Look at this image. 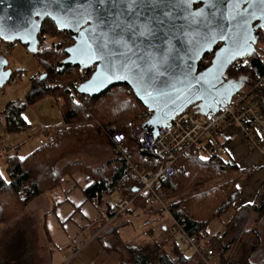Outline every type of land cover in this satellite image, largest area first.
Segmentation results:
<instances>
[{
    "label": "trees",
    "instance_id": "obj_1",
    "mask_svg": "<svg viewBox=\"0 0 264 264\" xmlns=\"http://www.w3.org/2000/svg\"><path fill=\"white\" fill-rule=\"evenodd\" d=\"M47 25L51 26L48 21L43 22L38 36L39 44L44 42L42 39L50 29ZM51 30L57 33L54 26ZM258 33V43L263 42L264 46V29ZM60 42L63 44H59L57 46L58 50L54 51L50 50V46L41 44L42 48L38 49L34 55L50 75L55 76L56 74L59 76L66 72L76 74L77 71H80L79 80L70 85L73 89L60 85V83L51 84L52 79H38L35 82L34 77H30L29 86L25 92V101H9L2 111L6 129L8 131H19L27 127L21 116L26 104H30L45 95H54L55 98L62 101L60 105L62 122L59 126H54L56 136L54 142L40 144L24 157L17 154L12 157H5L8 162L7 180L0 176V198L3 195V201H0V224L9 219L11 215L13 216L21 211L27 202L38 196L42 190H52L59 187L64 179L63 177L65 176L64 180H66V177L73 174L77 169L84 171L91 179V182L83 188V195L86 200L91 201L96 206L101 205L105 197L115 190L119 191L120 196L132 198L131 206L120 215L122 217L127 213H135V209H143L147 201L151 202L147 193L137 194V191H133L134 188L139 189L141 187L138 178L126 176L129 160L132 159L141 166H145L147 164L145 156H148L149 159L151 153L140 148L136 142L132 141L130 143L131 156L126 160L113 151L111 143L112 134L120 131L126 132L133 128V123L138 119L142 109L141 104L134 98L131 90L123 84L111 86L96 96L79 94L76 91V86L92 72L91 68L79 70L78 66L62 65V59L46 68L47 62L55 61L53 59L54 54L63 52L66 43L64 41ZM211 55H204L199 62V70L209 64ZM206 60L208 62H205ZM244 61H247L246 65L243 63ZM245 71H247V74H244ZM263 71L264 67L259 58V53L255 51L254 54L247 56L245 59L233 62L228 67L226 76L227 79L244 78V84L239 89L241 90L245 86L253 84ZM15 72H17V69L12 70L11 76L15 75ZM231 72L233 74L229 77L228 75ZM256 92L260 109L264 113V86L257 87ZM131 120L133 121L131 122ZM85 141L105 143L111 148L114 157L112 162L116 165L113 166L114 170L111 175L107 176L104 171L99 172L101 168L82 167L80 163L75 162L65 166L72 167L71 171L61 172L63 177L60 175L59 178V169L55 167L58 157ZM201 143L203 144V142ZM200 152H203L204 156ZM32 157H35V161H33L31 169L25 170L23 161L25 159L31 160ZM200 157H207V159L201 160ZM13 159H15L14 162H12ZM103 165H106V162ZM176 166V171L160 185L166 198L170 194L173 195L172 203L168 206L172 211H175V217H183L189 233L196 234L204 243L211 244L218 251L221 264H225V262L226 264L246 263L249 253L256 248L255 239L257 234L255 230H253L254 232L252 230L243 231L240 232V236H237L240 241V246L237 249L241 251L238 261L229 257H227L228 260L226 257L223 259V255L228 254L235 241L224 242L223 234L215 236V239L212 235L206 238L207 223L211 219L220 217L223 211L235 202L239 192L236 186V178H228L223 180L221 184H213L207 188H201L199 191H194L202 183L236 170L237 165L233 161L223 158L219 154L218 148L213 143L207 142L204 146L201 144L195 146L186 156L179 158ZM97 167H101V165ZM41 170L43 171L40 172ZM182 193H188V195L177 197ZM112 203L108 205L110 206ZM253 212L258 215L264 213V198L253 207ZM99 216L107 220L104 215L99 214ZM149 216L151 215H144L143 218ZM118 226L121 225H117L110 230L109 236L111 235L113 239L115 238L121 242L117 243L122 244H117V247H114L115 251L121 255L119 264H205L196 252L189 250L190 253H185L180 249L181 245L176 236L170 226L166 225L164 228L162 219L161 225L157 226V230L162 232V238L140 246L125 244L118 234ZM242 234H250L253 237L251 239L248 237L241 238Z\"/></svg>",
    "mask_w": 264,
    "mask_h": 264
},
{
    "label": "rangeland",
    "instance_id": "obj_2",
    "mask_svg": "<svg viewBox=\"0 0 264 264\" xmlns=\"http://www.w3.org/2000/svg\"><path fill=\"white\" fill-rule=\"evenodd\" d=\"M49 27V25H47ZM50 28V27H49ZM51 29V28H50ZM49 29V31H50ZM48 31L47 34L44 35L42 41L40 42L38 49L42 48L41 44H44L45 46H50V50H58L57 46L59 44H63L60 41H64V43H67L66 36L60 35L58 33H55L53 30L50 32ZM263 42H259L256 44L255 49L261 48L263 46ZM64 52H57L54 54L53 59L54 62H47V67H49L51 64L54 65L55 62L60 61L64 57ZM212 55L210 56L209 62L206 60L205 62L210 63ZM6 58L8 60L9 68L12 70H16L15 77L16 81L14 85H11L9 83H5V85L0 89V128L3 125V119H2V111L6 106V103L9 101H19L24 102L25 101V92L28 89L29 86V79L30 77H34V81L36 82L38 79H52L51 84L60 83V85H64L65 87L69 89H73L72 85L73 83H76V81L79 80L80 71L76 72V74L71 73H64L62 75L55 76L50 75L48 71L44 70V66L38 61V59L35 57L34 54H31L25 46L19 45L14 48L10 54L6 55ZM45 73L44 78H40L42 74ZM232 72L229 77L232 76ZM242 74V73H241ZM244 74H247V71L244 72ZM78 75V76H77ZM90 75V74H89ZM88 75V76H89ZM77 76V77H76ZM87 76V77H88ZM86 77V78H87ZM85 78V79H86ZM54 95H45L42 97L37 98L30 104H26L24 107V110L22 111V118L24 120V123L26 124L25 129H21L19 131H8L7 129L0 130L1 137L4 138L5 143L11 144L13 142L14 144H18V146H21V150L18 153V156L24 157L27 155L30 151L33 150L34 147H36L37 144V138L41 137L43 138V134H39L38 131L42 127H48L52 129L53 126H59L62 122V114L60 111V105L62 103L61 100H58V103L55 101ZM138 111V110H137ZM134 120V119H133ZM131 120V122L133 121ZM228 128H222L220 131H218L215 134L212 135H206L205 141L208 140L210 143L215 144L216 141H220L221 134L223 136L225 134H228ZM123 132V131H120ZM56 137V136H55ZM108 148L111 150V148L108 145H105V143H98V142H92V141H85L79 145H77L74 149L67 150L66 153L60 155L57 159L55 167L59 169L58 177L63 172H70L71 168L70 166H67L70 163H80L82 167H96L101 168L99 172L104 171L106 172L107 176L111 175V172L114 170L113 166L115 165L114 162H112L113 154L107 153L104 151V149ZM18 152V151H17ZM16 152V153H17ZM14 154H10L9 156L12 157ZM227 155V154H226ZM260 155V154H259ZM8 157V156H7ZM35 157H32V159H25L23 161V166L26 169H31L33 161ZM15 159L12 160L14 162ZM106 162V165H103V163ZM263 163V165H262ZM101 167H97L100 166ZM7 166L8 162L6 161L5 157H1L0 159V175L2 178H5L7 180ZM116 166V165H115ZM240 169L235 173L233 171L229 173H225L223 175H219L218 177L211 179L209 181H206L202 183L201 186L198 187L196 190H200L201 188H207L213 184H221V182L225 179L231 178L232 176H240L238 177H232L236 178L235 181H237L236 186L239 189H243L246 185H249L250 179L254 181L255 174H253L255 171H246L243 170L245 168L243 163L238 164ZM65 167V168H64ZM259 171L263 170L262 180L257 184L256 188L257 191L253 190V187H250L249 192H252L249 195L242 196L237 199L238 196H236L235 202L232 204V206L227 207L223 213L222 217H217L214 219H211L206 226V232L207 237L209 236H220L223 234L222 238H225V241L229 238L230 240H233V250L231 252H228V256L230 259L234 258L233 260L238 261L239 256L241 255V251L238 250L240 246V241L237 239V236H240V232L243 231H256L257 237L255 239L256 242V248L254 251L249 253L248 258L246 260V263L244 264H264V213L262 215H258L256 212L251 215V218L249 221L244 225L240 226L237 225L238 220L233 218L232 212H234L233 207L237 206H246V208L251 209L253 212V207L258 204L260 200L264 198V160L259 163L258 165ZM78 170V169H77ZM76 170V171H77ZM41 170L40 172H42ZM62 172V173H61ZM248 175H251V177H248ZM62 176V175H61ZM63 177V176H62ZM61 177V178H62ZM246 177H248L246 179ZM60 178V177H59ZM57 178V179H59ZM65 179V176L63 177ZM67 178V177H66ZM63 179V180H64ZM62 180V182H64ZM61 182V183H62ZM50 190H42L41 193L29 200L25 207L15 215H11L9 219H6V221L2 222L0 224V257L4 258L5 261L8 264H18L16 260L19 258V252L18 249L29 247V245H23L25 239L32 238V241H36V248H37V254L36 259L32 263L33 264H44L47 259V245L46 240L47 236L44 235V231L41 228L43 215L41 213V208H45L47 205V197L49 196ZM55 191V189H54ZM52 191V192H54ZM240 191V190H239ZM114 193H117L119 195V191L115 190ZM112 192V193H113ZM110 194L105 197V202H111L113 199H115V194ZM124 195V194H122ZM188 195V193H182L177 195L184 196ZM47 196V197H46ZM176 196V195H175ZM174 196V197H175ZM2 198H0V201H3V195H1ZM173 200V195L170 194V196L167 198V204L170 205ZM104 202V203H105ZM146 205L143 206V209H135V213H127L122 216L116 217L114 220H112L109 224L102 226L101 229H99V234L92 235L91 229L87 227L85 229V236L82 244H78V251L72 256V249L69 250L67 253H65V262L63 264H119L121 260V255L119 252L115 251L114 247H117V244H120L121 242L113 239L112 236H109L110 230L118 226V234L122 241L125 244H133V245H144L146 243H151L152 241H158L162 238V232L160 230H157V227L151 229L147 236H143L140 231L137 229L136 225L137 223L144 217L145 211H148L151 209L150 215H161L163 214L162 211L158 208V205L147 201L145 203ZM254 204V205H253ZM38 209H36V208ZM169 207V206H168ZM233 209V210H232ZM245 208H243L244 210ZM158 210V211H157ZM149 212V211H148ZM147 212V213H148ZM225 212H229L226 213ZM162 217V216H161ZM231 219V221L227 224V220ZM99 220H102L100 218ZM123 220V221H122ZM12 221L11 223H8L4 225V223ZM236 221V223H235ZM37 224L36 229H29L30 223ZM162 222L167 223L168 220L165 217H162ZM3 224V225H2ZM3 226V227H2ZM254 232V231H253ZM125 235L124 237H122ZM217 234V235H213ZM252 238L253 235H247L242 234L241 238ZM205 238V239H206ZM201 240V239H200ZM74 243V240L71 241ZM120 242V243H117ZM122 242V243H123ZM201 242L203 244H207L209 247H212L209 243H204L202 240ZM211 243V242H210ZM30 247L33 249L35 245H30ZM213 248V247H212ZM180 249H182L185 253H189V251L184 247L180 246ZM15 251V252H11ZM218 252V251H217ZM231 255L229 256V254ZM71 255V256H70ZM69 256V257H68ZM226 257V258H227ZM225 256L223 257V259ZM228 258V259H229ZM70 259V260H69ZM210 261H212L210 259ZM221 263V262H220ZM242 264V263H240Z\"/></svg>",
    "mask_w": 264,
    "mask_h": 264
},
{
    "label": "snow or ice",
    "instance_id": "obj_3",
    "mask_svg": "<svg viewBox=\"0 0 264 264\" xmlns=\"http://www.w3.org/2000/svg\"><path fill=\"white\" fill-rule=\"evenodd\" d=\"M235 2L242 4L243 7L232 19L235 20L237 17L242 19L245 28L250 19L264 21V0H235ZM54 3L58 9H61L59 14L65 15L63 0H54ZM256 3L260 8L258 11H252ZM196 5L201 7H195ZM147 6L153 9L163 6L166 10L162 11V16L168 19L175 18L177 12L180 13V18L185 21L187 28L177 31H181L185 42L192 45L191 55H197L199 48V43L188 38L187 33L193 28L197 30L196 36L202 43L228 38L218 30V26L223 27L220 25V17L224 19L227 17L223 16L217 0H82L76 9L70 8L68 14L72 23L87 25V28L82 30V35L87 36V41L83 42L85 47L80 52L89 62L99 64L92 80L89 81L93 85V90L98 91L106 83L114 80H128L135 85L137 96L143 92L146 97L151 98L153 92L164 95V89H174L177 83L192 87L191 81L195 76L191 75V63H188L186 71L183 72V81H178L173 71L176 61L184 62V58L180 56L183 49H178L171 43L172 40L179 43L180 37L171 30L164 32L163 19L156 16L144 17V12L140 9ZM218 13H220L219 17ZM240 13H247V18ZM47 15L57 20L56 15L52 13ZM142 17L144 18L141 19ZM259 26L264 28V24ZM255 40L256 37H248L238 46L232 58L243 57L246 53L254 54L251 44H254ZM227 63L222 59L215 68L224 80L227 76L222 69L227 68ZM243 63L246 65L247 61ZM236 83L238 84L239 80ZM85 90L81 88V91ZM200 159L205 160L207 157Z\"/></svg>",
    "mask_w": 264,
    "mask_h": 264
},
{
    "label": "water",
    "instance_id": "obj_4",
    "mask_svg": "<svg viewBox=\"0 0 264 264\" xmlns=\"http://www.w3.org/2000/svg\"><path fill=\"white\" fill-rule=\"evenodd\" d=\"M81 2L82 0H63V11L65 15L62 16L59 14L61 9L56 7L54 0H0V29H2L0 37L6 42L18 41L21 45L25 46L27 51L35 54L38 50L37 46L39 45L38 33L41 21L45 17L51 18V16L47 15L48 13L56 15L57 20L51 19L57 29L59 31H68L73 40L71 45L64 48L66 56L61 60L62 65H76L79 70L92 68L90 75L76 86V91L81 95L96 96L111 86L118 84L126 85L141 106L152 112L148 124L153 128L154 134H156L161 125H165L166 122L171 121L186 108L192 105L196 106V112L204 115L209 109L216 110L214 99H221L222 97L229 98L236 93L244 84V78L224 80L215 71L216 65L222 59L228 62L227 68L222 69V71L226 72L233 62L252 55L246 53L243 57L232 58L238 46L242 45L248 37H256L255 43L251 44L255 52V46L259 38L258 32L264 29L259 26L260 24H264V21L258 22L257 20L250 19L247 28H245L242 19L239 17L235 20L232 19V17L237 16L240 8L243 7L242 4L236 3L235 0H217L223 16L227 17V19L220 17V25L223 27L218 26V30L222 31L228 38L225 40L216 39L212 43H202L196 36L197 30L193 28L191 31H188V38L190 41L195 40L199 43V48L197 55H191L192 45L185 42L184 37L181 36V31H177L186 30L187 28L185 21L180 18V13L177 12L175 18L168 19L162 16V11L166 10L163 6L154 9L151 6H147L144 9H140L144 12V17L156 16L163 19L164 32L166 33L171 30L176 36L180 37L179 43L176 40H172L171 43L176 48L183 49L180 52V56L184 58V62L176 61L173 71L176 79L183 81V72L186 71L188 63H191V75L195 76V79L191 81L192 87H188L184 83H177L174 89H164V95L153 92V96L149 98L143 92H141L140 96H137L135 85L128 80H114L111 83H106L105 86L99 88L97 91L93 90V85L89 81L92 80L99 64L89 62L85 55L80 52L85 47L83 42L87 41V36L82 35V30L86 29L87 25L72 23L71 16L68 14L70 8L76 9ZM197 7H201V5ZM259 8L260 5L256 3L251 10L258 11ZM217 15L219 17L220 13ZM240 15L247 18V13H240ZM158 35H162V33H158ZM249 43H251L250 40ZM68 49H72V51H68ZM206 54H212L210 63L199 70V62ZM190 55L191 59L189 60ZM11 73L12 69L9 68L7 58L0 54V89L7 83ZM44 77L45 73L40 76V78ZM237 80H239L238 84L236 83ZM81 88L86 90L81 91ZM141 97L144 98L142 99ZM145 100H147V103H145ZM133 191H137V188H134Z\"/></svg>",
    "mask_w": 264,
    "mask_h": 264
},
{
    "label": "built area",
    "instance_id": "obj_5",
    "mask_svg": "<svg viewBox=\"0 0 264 264\" xmlns=\"http://www.w3.org/2000/svg\"><path fill=\"white\" fill-rule=\"evenodd\" d=\"M18 45V41L6 42L0 37V54L6 57ZM257 51L264 67V46ZM15 79L13 75L9 77L7 83L14 85ZM259 86H264V71L253 84L245 86L231 97L214 99L215 111L209 109L201 115L196 112L197 107L192 105L165 125H161L156 134L148 124L152 112L142 107L131 130L112 134L113 151L126 160L131 156L132 141L151 153L149 159L145 156L147 162L145 166L129 160L126 171V176H133L139 180L141 187L137 189V194L147 193L149 200L157 204L163 213L142 218L137 223L136 227L143 236H147L151 229L160 226L164 216L170 222V228L181 246L199 254L205 264H217L209 259L213 255V249L203 244L196 234L187 231L183 217H175V211L168 207L165 192L160 185L176 171L179 158L202 144L206 135L215 134L222 128H228L230 138L237 136L245 148L264 157V113L260 109L256 92ZM38 133L44 136L37 138L38 145L52 143L55 140L54 126L52 129L42 127ZM18 147V144L13 142L7 144L0 141V158L16 154ZM217 148L220 155L226 154L223 146ZM131 199L120 196L110 206L99 207V214L107 217L104 225L120 216L130 206Z\"/></svg>",
    "mask_w": 264,
    "mask_h": 264
},
{
    "label": "crops",
    "instance_id": "obj_6",
    "mask_svg": "<svg viewBox=\"0 0 264 264\" xmlns=\"http://www.w3.org/2000/svg\"><path fill=\"white\" fill-rule=\"evenodd\" d=\"M58 100L60 99L59 98L55 99L57 103ZM2 119H3L2 122L3 125L1 126L0 130L6 129L3 114H2ZM228 134H225L224 136L223 134H221L220 135L222 136L220 138L221 140L219 142L216 141L214 144L216 147L223 146L225 148L227 155L226 154L222 155V157L228 159L229 161H233L237 165V169L233 171L235 173L240 169V167L238 166V164L240 163L244 164L245 166V168H243L244 171H246V169L248 171H255L253 173L255 174L254 181L250 179L249 185H246L243 189L238 188L240 190L237 195L238 196L237 199H238L242 196L249 195L252 192L257 191L258 187L256 188V186L263 179L262 178L263 170L259 171L258 165L260 162L264 160V157L256 152L249 151L247 148H245V146L241 143V141L237 136L230 138ZM0 141H4V138L1 137V135H0ZM207 142L209 141L208 140L205 141L204 139L203 144L201 145L204 146L205 143ZM21 147L22 145L18 147L17 149L18 152L16 153L17 155L21 150ZM36 147H34L33 149H35ZM104 151L107 153H111V150L109 148L108 150L104 149ZM200 154L204 156L203 152H200ZM234 176L231 175V178ZM235 177L240 178L239 175ZM248 177H251V175H248ZM248 177H246V179ZM90 182L91 179L88 178V176L85 174L84 171L77 170L73 172V174H71L70 176H67L66 180L62 182L59 185V187L55 188V191L54 189L50 190L49 191L50 194L48 197L46 196L47 205L45 206V208L43 207L41 208V213L43 215L41 228L44 231V235L48 237L46 240L47 259L44 264H63L66 259L64 254L67 253L69 250L71 251V249H72L71 255L73 256L78 251L77 245L82 244L83 240L85 239L84 234H85V229L87 227L91 229L92 235H95L96 233L97 234L100 233L99 229L102 228L106 219L99 216L98 213L99 206L108 205L112 203V201L115 200L118 196H120V194L118 195L117 193L113 192L116 195L115 199H113L111 202L108 201L105 202L104 199L101 205L96 206L91 201L86 200L85 196L83 195V188H85ZM258 186H260V184ZM250 187H253L254 191L249 192ZM246 207L247 205L233 207L234 212H232V216L233 218L238 220V223H236L235 221L237 225L244 226L251 218V215L254 214V212H252L251 209H248ZM243 208L245 209L243 210ZM148 211H145V214L149 215L151 209ZM226 213L229 212H225V214ZM100 218H102V220H99ZM230 221L231 219L227 220L226 221L227 224ZM11 222L8 221L4 223V225ZM29 223H30L29 226L30 230H32L33 228L34 229L37 228L36 223L35 224H33L32 222ZM166 225L170 226V222L168 221L167 223H164V228ZM124 236L125 235H123L122 233V237ZM73 240L74 243L71 242ZM24 241L26 242H24L23 245H29V247L24 248L25 250H23V248L18 249V252L20 254L16 262L18 264H33L32 260L33 262L35 261L37 254L36 241H34L33 243L31 237L25 239ZM223 241L224 242L229 241V238L226 241L224 238ZM30 245H35V247L32 249ZM212 249H213V255L209 259H211L212 262L221 264L219 253L214 247ZM232 250L233 247L231 248V251ZM231 251L229 250V252ZM11 252H15V251H11ZM230 255L231 253L229 254V256ZM223 256L227 257L228 254L226 255L224 254ZM0 264H8V263L5 261L4 258L0 257Z\"/></svg>",
    "mask_w": 264,
    "mask_h": 264
},
{
    "label": "flooded vegetation",
    "instance_id": "obj_7",
    "mask_svg": "<svg viewBox=\"0 0 264 264\" xmlns=\"http://www.w3.org/2000/svg\"><path fill=\"white\" fill-rule=\"evenodd\" d=\"M197 6H199V5H196V7H197ZM46 21H48V22L51 24V26H49L50 28H52V26H54L55 29H56V32H57V33H59L60 35L62 34V35H64V36H66L67 43H66L65 47H67V46H69V45H71V44L73 43V40L71 39V37H70L68 31H59V30L57 29V27L55 26V24L53 23V20H52L50 17H45V18L41 21L38 36H39V34H40V32H41L43 22H46ZM50 31H51V29H50ZM50 31H49V32H50ZM47 33H48V32H47ZM47 33H46V34H47ZM37 47H38V46H37ZM65 47H64V48H65ZM64 48H63V52H64ZM256 51H257V48H256ZM65 56H66V54L64 53V57H65ZM64 57H63L62 59H64ZM242 60H243V59H242ZM239 61H241V60H239ZM75 66H76V65H75ZM91 69H92V68H91Z\"/></svg>",
    "mask_w": 264,
    "mask_h": 264
},
{
    "label": "bare ground",
    "instance_id": "obj_8",
    "mask_svg": "<svg viewBox=\"0 0 264 264\" xmlns=\"http://www.w3.org/2000/svg\"><path fill=\"white\" fill-rule=\"evenodd\" d=\"M203 57H204V56H203ZM203 57H202V58H203ZM131 204H132V199H131V202H130V206H131ZM130 206H129V207H130Z\"/></svg>",
    "mask_w": 264,
    "mask_h": 264
}]
</instances>
